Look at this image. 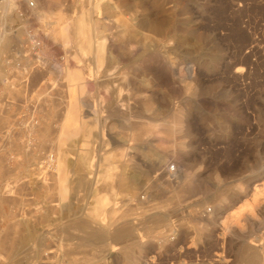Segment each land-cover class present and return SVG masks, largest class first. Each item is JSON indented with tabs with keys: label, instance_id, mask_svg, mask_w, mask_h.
<instances>
[{
	"label": "rangeland",
	"instance_id": "1",
	"mask_svg": "<svg viewBox=\"0 0 264 264\" xmlns=\"http://www.w3.org/2000/svg\"><path fill=\"white\" fill-rule=\"evenodd\" d=\"M13 1L10 14L0 7V30L17 31V50L28 46L27 28L41 45L26 51L32 64L0 101L15 112L0 130V264H251L249 252L264 248V0ZM80 19L87 36H105L97 69L92 49L79 64L78 44L62 42L64 24L74 37ZM157 60L175 61L178 75L162 69L168 80L155 85L145 65ZM56 66L82 69V95L98 108L84 107L89 133L64 142L73 92ZM179 110L181 129L168 137ZM30 115L40 123L32 140ZM145 126L157 133L142 145ZM117 172L133 178L129 187ZM96 208L111 231L117 218L133 230L102 246L84 241L78 223Z\"/></svg>",
	"mask_w": 264,
	"mask_h": 264
},
{
	"label": "bare ground",
	"instance_id": "2",
	"mask_svg": "<svg viewBox=\"0 0 264 264\" xmlns=\"http://www.w3.org/2000/svg\"><path fill=\"white\" fill-rule=\"evenodd\" d=\"M93 1V0H92ZM99 2V1H98ZM98 4H100V3H96L95 2V4H94V6H93V10H95V9H97L98 8ZM15 6H17V2L16 1H13V0H1L0 1V7H1V9H3V10H12L13 8H15ZM29 6H31V5H29ZM92 17V16H91ZM87 19H89V18H87ZM92 20V19H91ZM90 20V22H91V24H92V27H93V25L94 26H97V23H95L94 21H91ZM69 22V21H68ZM67 22V23H68ZM70 23V22H69ZM74 23V24H73ZM72 24L73 25H76L79 29L77 30V31H75V32H73V35H74V37L73 36H71V34H69V32L71 31V30H69V27L71 26L72 27V25L70 24V25H66V23L64 24L65 26L61 29V39H62V42H63V44L65 45V44H68L69 42H71L73 39H74V41H75V43L76 44H78V48L77 49H79L80 51H79V57L78 56H76L77 57V63H79V64H81V61H82V55H84L86 52L88 53V51L89 50H93L94 51V54H95V56H93L94 58H95V61H94V65H95V67H96V69L97 68H99L100 66H102V63H103V58H104V56H103V50H104V47H105V40H104V37L103 38H101V40H99V39H96L93 35L92 36H90L91 35V33H90V35L89 36H87V34H85V33H83V31H84V27L83 26H86L87 24H89L88 23V21L86 20V21H83L82 19H80V20H78L77 22H73ZM63 26V25H62ZM101 26V25H100ZM81 27H82V29H81ZM84 28V29H83ZM94 28V27H93ZM95 29V28H94ZM93 29V31H95ZM83 30V31H82ZM85 31H87V30H85ZM2 32H5L6 33V31H1L0 33H1V36H0V44L2 45L3 44V47L7 44V42L8 41H5L4 42V40H5V38H6V35H4L5 33H2ZM90 32H91V30H90ZM103 33L102 34H104V30L102 31ZM136 32V31H135ZM82 33L86 36V38L84 39V38H81L82 36ZM86 33H88V32H86ZM93 33V32H92ZM3 34V35H2ZM101 35V34H100ZM140 36V35H139ZM35 37H36V35H35ZM84 37V36H83ZM142 38V37H141ZM8 39V38H7ZM34 39V37L33 36H31V40H33ZM37 43L38 44H40L41 45V39H39V37L37 36ZM81 39H82V41H81ZM132 40V39H131ZM140 40V39H139ZM152 40V39H151ZM163 40V39H162ZM134 41V40H133ZM136 41V40H135ZM134 41V42H135ZM158 41H159V39H158ZM113 42V41H112ZM115 42H116V40H115ZM167 42V41H166ZM169 42V41H168ZM167 42V43H168ZM171 42V41H170ZM108 43V42H107ZM160 43V42H159ZM135 44H137V43H135ZM140 44V43H139ZM162 44H164V42L162 43ZM161 46V45H160ZM1 47V46H0ZM2 48V47H1ZM119 48V47H118ZM156 48V47H155ZM172 48V47H171ZM170 48V49H171ZM144 49V48H143ZM147 49V48H146ZM161 49V48H160ZM164 49V48H163ZM162 49V50H163ZM167 49V48H166ZM151 50V49H150ZM169 50V49H168ZM170 51V50H169ZM21 52V50H20V48L18 49V53H20ZM108 52V51H107ZM136 53V52H135ZM152 53V52H151ZM163 54H166V53H163ZM86 55V54H85ZM161 55H162V53H161ZM167 55H169L168 53L166 54V56ZM132 56V55H131ZM152 56H154V55H152ZM164 56V55H163ZM163 56H162V58H163ZM75 57V58H76ZM111 57V56H110ZM27 58V57H26ZM26 58L25 59H23L22 57H21V61H19L20 62V66H16V69L14 70V78L12 79V80H14V79H16V76L17 75H20V74H22V75H24V72H23V67H24V69H27V67H29L31 64H32V62L27 58V62H26ZM153 58V57H152ZM156 58H157V56H156ZM167 57H165V59H166ZM84 59V58H83ZM151 59V58H150ZM150 59H149V61H150ZM164 59V58H163ZM164 59V60H165ZM145 60V59H144ZM168 60V59H167ZM166 60V61H167ZM172 60V59H171ZM159 61H160V58H159ZM158 60H157V62H153V63H151V64H149V63H146V65H145V71H146V76H148L149 78H150V80L151 81H153L154 83H155V85L156 84H160L161 82L163 83V82H165V80H168V75H171V78H173L176 74H177V71H176V67H175V61L174 62H170V61H168V62H159ZM17 62V61H16ZM185 62V61H184ZM188 63V62H187ZM141 64V63H140ZM185 64V63H184ZM84 65V64H83ZM53 66H55V65H53ZM66 66V65H65ZM142 66V65H141ZM79 67V66H78ZM81 67V66H80ZM242 67V66H241ZM58 68V69H57ZM89 68V67H88ZM56 69L58 70V72L60 73H62L66 78H67V80H68V82H69V86L71 87V92H73V93H70V94H72L70 97H71V101H70V103H69V105H68V112H67V116H66V122H65V126H64V128H63V133H62V137H61V140L64 142V141H66V140H70L71 138H73L75 135H77V134H79V133H83V134H86L87 132L89 133V130H88V127L86 126V121H85V116H84V113H86V110H84V107H87V108H90V110H92V112H89V113H92V114H94V115H96V116H98L97 115V112H98V108H96V106L93 108L92 106H91V102L89 101V98H87V97H85V96H83L82 95V93L85 91V88H86V81H85V74H84V72L82 71V69H80V68H70V67H65V68H63L61 71H60V69H59V66H56ZM85 69V68H84ZM162 69H166L167 70V72H168V75L166 74V73H164L163 72V70ZM189 69V68H188ZM166 70H165V72H166ZM185 70V69H184ZM241 70V69H240ZM181 71V74H182V70H180ZM186 71V70H185ZM236 71V70H235ZM188 72V71H187ZM245 72V71H244ZM190 73V72H189ZM87 75V74H86ZM91 75V74H90ZM145 75V74H144ZM178 75V74H177ZM21 76V75H20ZM127 76V75H126ZM130 76H132V75H130ZM235 76V75H234ZM17 77H19V76H17ZM88 77V76H87ZM92 78V77H91ZM90 78V79H91ZM128 78V77H127ZM134 78V77H133ZM170 78V79H171ZM250 78V77H249ZM93 79V78H92ZM12 80L11 79H8L7 81H6V84L8 83V84H10L8 87H10V88H12V85H11V83H12ZM96 80H98V79H96ZM132 80V79H131ZM175 80V79H174ZM150 81V82H151ZM99 82V81H98ZM105 82V81H104ZM149 82V81H148ZM175 82V81H174ZM5 83V82H4ZM152 83V82H151ZM130 84V83H129ZM141 84V83H140ZM128 85V84H127ZM154 85V86H155ZM117 86V85H116ZM140 86H142V84L140 85ZM134 87V86H133ZM141 88V87H140ZM121 89V88H120ZM122 90V89H121ZM139 90V89H138ZM141 90V89H140ZM148 90H150V89H148ZM122 92V91H121ZM120 92V93H121ZM120 93H118L119 95L117 96V97H120ZM134 93V92H133ZM147 93V92H146ZM132 94V93H131ZM139 93H137V95H138ZM135 95V94H134ZM144 96L145 95V93H143V94H141V96ZM145 98H146V96H144ZM155 98V97H154ZM117 99V98H116ZM125 99V98H124ZM148 99H150L149 98V96H148ZM119 100V99H118ZM122 100V99H121ZM132 101V100H131ZM149 101V100H148ZM118 102V101H117ZM116 101H115V103H116V108H117V105H118V103H117ZM144 102H146V101H144ZM123 103V102H122ZM121 103V104H122ZM141 103H143V101H141ZM149 103V102H148ZM125 105V104H124ZM131 105V104H130ZM129 106V105H128ZM121 107V106H120ZM119 106H118V109H120L121 110V108H120ZM131 107V106H130ZM123 108V107H122ZM126 109H128V108H126ZM99 110H100V108H99ZM123 110H124V108H123ZM118 111V110H117ZM133 111V110H132ZM148 111V110H147ZM122 112V111H121ZM125 112H126V110H125ZM101 115V114H100ZM183 111L182 110H179L178 112H177V118H176V121L175 122H171V124H169V125H167V126H164L165 127V133L167 134L166 136H168V137H173L174 135H175V133L177 132V131H180V129H181V126H182V122H183ZM95 116V117H96ZM133 124V123H132ZM137 124V123H136ZM142 125V124H141ZM140 125V126H141ZM146 125V124H145ZM166 125V124H165ZM38 128L40 127V123H38V126H37ZM37 127L35 128V130H37ZM146 127V126H145ZM134 128V127H133ZM142 128H144V126L142 127ZM142 128H140V130L142 129ZM156 126H152V127H146V129H145V131H144V133H140V135H141V137H143V136H145V137H143V138H141L140 139V137H138V141H140V143H142V145L143 144H148L149 143V139H147V138H149V136H152V134H154V133H157L156 132ZM35 130H34V132H35ZM144 130V129H143ZM135 132H136V130H134ZM134 132V133H135ZM132 133H133V131H132ZM138 134V133H137ZM136 138H137V135L135 136ZM151 143V142H150ZM141 145V146H142ZM159 145V144H158ZM181 145V144H180ZM166 146V145H165ZM163 147V146H162ZM79 153V152H78ZM84 155V154H83ZM88 155V154H87ZM151 155V154H150ZM147 157H150L149 155H146ZM15 157V154L14 153H10V156H9V159H13ZM111 157V156H110ZM152 162H153V160H152V158H149ZM148 159V160H149ZM48 160H50L51 161V163H49V165H52V162H53V158H52V156H51V158H48L47 159V161ZM78 161L83 165V162H84V156H81L80 155V157H79V159H78ZM156 162V161H155ZM155 162H153L152 164L154 165V163ZM85 164V163H84ZM157 164V163H156ZM146 166H147V168H148V164L146 163ZM150 168L152 167V165L151 166H149ZM82 168V167H81ZM110 168V167H109ZM146 168V169H147ZM153 169H155V168H157V166H155V168L154 167H152ZM151 168V169H152ZM111 170V169H110ZM117 170V169H116ZM109 170H107L106 171V177L108 176V177H112L113 175H115V174H111L110 172H108ZM173 171H174V169H173ZM118 174V176H117V178H115V179H117V181H118V183H119V185H124L125 187L127 186V187H129L130 186V182H132V180H133V178H130V177H128L127 175H125V174H120L119 172H117ZM150 173H151V170H150ZM150 173H147V174H150ZM120 174V175H119ZM66 175H67V171H66V169H65V167H62V169H61V174H60V188H59V194L61 195V198H62V200L63 199H65L66 198V196H67V193H68V187H67V185H66V180H67V178H66ZM144 176H145V174H144ZM149 176V175H148ZM116 177V176H115ZM147 177V176H146ZM104 182V181H103ZM187 182H189V181H186V183ZM91 183V182H90ZM93 184V183H92ZM91 184V185H92ZM182 184H185V182H183ZM192 184V183H191ZM188 185V184H187ZM184 186H186V185H184ZM105 187V186H104ZM180 189V188H179ZM101 190H103V188L101 189ZM105 190V189H104ZM184 190V189H183ZM186 191V190H185ZM257 191H259V190H257ZM146 192V191H145ZM187 192V191H186ZM182 193V192H181ZM184 193V192H183ZM195 193V192H194ZM262 193V192H261ZM130 194V193H129ZM218 194V193H217ZM227 194V193H226ZM258 195H259V192H258ZM219 196V195H218ZM221 196V195H220ZM223 196V195H222ZM226 196V195H225ZM105 197H106V195H105ZM216 198H218V197H216ZM260 198V197H259ZM105 199V198H104ZM129 199V197H127V200ZM141 199V198H140ZM261 199V198H260ZM107 200V199H106ZM224 200H227V199H225L224 198ZM101 201V200H100ZM105 201L104 200H102L101 201V203L103 204ZM107 202V201H106ZM109 202V201H108ZM99 204V203H98ZM105 204V203H104ZM100 205V204H99ZM115 205V204H114ZM101 206V205H100ZM224 207V205L223 204H220V205H218V207L216 208L217 210L218 209H222ZM106 208H108V207H106ZM110 208V207H109ZM97 209V208H96ZM95 209V210H96ZM249 209H251V207L249 206ZM99 210L100 209H97V211L95 212V214H92V215H90V216H88L89 217V219H88V217L87 218H85V220L84 221H81V222H79L78 223V226H81V229H82V227H83V231H86L87 232V234H85V237H84V241H90V242H93V243H97V244H99V245H105L106 244V242H107V240L110 238V237H112V236H117V237H119V238H125L126 236H128L129 235V233L133 230V227H131V225L129 224V222H123V223H121L120 221L118 222V218L117 219H114V221H113V224H115V227L116 228H114L115 230H112L111 231V224H108L107 222H105L104 220H103V217L104 216H102L101 217V215H100V212H99ZM114 210V209H113ZM253 211V210H252ZM111 212H113V211H111ZM105 213V212H104ZM108 213H109V211H108ZM113 214V213H112ZM146 214V213H145ZM110 215H111V213H110ZM212 215V213L210 214V216ZM254 215V214H253ZM253 217V216H252ZM84 219V218H83ZM120 219V218H119ZM161 219L163 220V219H166V216L164 215V216H162L161 217ZM160 220V219H159ZM161 220V221H162ZM226 220V219H225ZM112 221V220H111ZM121 223V225H119ZM113 227V226H112ZM127 227H130L132 230H129ZM227 230V229H226ZM237 232V231H236ZM135 233V232H134ZM132 234V233H131ZM136 234V233H135ZM165 234V233H164ZM133 235V234H132ZM226 235V234H225ZM237 236V235H236ZM131 237V236H130ZM137 237V236H136ZM166 237H168L167 236V234H165V235H163V239L165 240L166 239ZM250 244H252V245H254V246H260L259 244H261V243H255V242H253V243H250ZM133 246H135V245H133ZM137 247H141V244H137ZM144 247V246H143ZM248 247V246H247ZM256 248V247H255ZM137 249V248H136ZM264 249V248H263ZM262 248L261 249H258L257 248V250H253V251H250L249 252V255L247 256L248 258H249V260H250V263L251 264H264L263 263V258H264V256H263V250ZM139 250V249H138ZM246 250H247V248H246ZM130 251V250H129ZM140 252V251H139ZM245 252H247V251H245ZM136 260V259H135ZM134 262V261H133ZM135 263H137L136 261H135Z\"/></svg>",
	"mask_w": 264,
	"mask_h": 264
},
{
	"label": "crops",
	"instance_id": "3",
	"mask_svg": "<svg viewBox=\"0 0 264 264\" xmlns=\"http://www.w3.org/2000/svg\"><path fill=\"white\" fill-rule=\"evenodd\" d=\"M1 1V0H0ZM21 1V0H20ZM5 12H7L8 14L11 13V11L9 12V10H4ZM20 16H24L25 17V13L23 12L22 14H20ZM9 26L3 28V31H6V33H9L10 38L8 39V45L6 44L3 49L0 50V101H4V97H2L3 93L5 91H8L10 88H7L6 81L8 79H13L14 76H12V68L14 66L13 63H11L10 60H13L16 56V53H18L17 50V44L16 40L17 38H15V35L17 34V31L12 29V33L10 32V29H8ZM14 28V27H13ZM26 30V29H25ZM30 30V28H27V31ZM1 32V30H0ZM5 33V32H2ZM11 33V34H10ZM1 35V33H0ZM22 37H24V35H22ZM17 42H19L17 40ZM0 46H3V44ZM17 50V51H16ZM5 82V83H4ZM13 91V90H11ZM14 110H8V109H2L0 111V130H4L5 128H7V126H9L10 122H8L7 120L14 114ZM12 145L16 148L18 145H16V143L13 141L11 142ZM20 146V144H19ZM11 152H15V150L11 151ZM10 152V153H11ZM7 155H8V150H7Z\"/></svg>",
	"mask_w": 264,
	"mask_h": 264
},
{
	"label": "built area",
	"instance_id": "4",
	"mask_svg": "<svg viewBox=\"0 0 264 264\" xmlns=\"http://www.w3.org/2000/svg\"><path fill=\"white\" fill-rule=\"evenodd\" d=\"M35 35L36 34H33V32L31 31V30H28V32H27V37H26V40H27V47H25V45L21 48V52L20 53H17L16 54V56H15V58L13 59V60H10L11 61V63H13L14 64V66H13V68H12V76H14L15 74L13 73L14 72V70L16 69V66H20V62L19 61H21V57L23 58V59H25L26 57H27V54L25 55V53H26V51L27 50H30V54L31 53H35L37 50H38V48H39V46H40V44H38L37 42V36L35 37ZM31 36H33L34 37V39L33 40H31ZM19 54V55H18ZM35 55V54H34ZM17 61V62H16ZM23 72H25V69H24V67H23ZM38 121H37V119H36V117L34 116V115H30L29 116V119L27 120V122H25L24 123V128H26L27 130H28V132H29V134H30V138H31V140H32V137H31V135H32V132H34V130H35V128L38 126ZM8 129L10 128V127H7ZM29 145V148H30V146H32L30 143L28 144ZM30 150V149H29Z\"/></svg>",
	"mask_w": 264,
	"mask_h": 264
}]
</instances>
